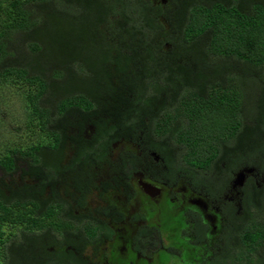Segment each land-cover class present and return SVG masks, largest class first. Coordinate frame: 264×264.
<instances>
[{
  "label": "trees",
  "instance_id": "trees-1",
  "mask_svg": "<svg viewBox=\"0 0 264 264\" xmlns=\"http://www.w3.org/2000/svg\"><path fill=\"white\" fill-rule=\"evenodd\" d=\"M1 13L0 77L37 84L30 99L51 137L33 145L63 143L53 127L70 112L104 108L118 117L139 108L157 137L172 131L187 142L190 164L202 156L217 167L228 159L235 169L250 156L264 159V0H0ZM178 116L187 122L172 126ZM46 147L48 157L54 147ZM31 155L22 175L43 184ZM0 167L11 175L18 165L9 157ZM12 183L0 176V240L9 238V225H37L52 214L41 212L47 203L38 189L27 194V184ZM2 248L0 257L10 251L18 264L52 260L49 252L34 260L29 251Z\"/></svg>",
  "mask_w": 264,
  "mask_h": 264
},
{
  "label": "flooded vegetation",
  "instance_id": "flooded-vegetation-1",
  "mask_svg": "<svg viewBox=\"0 0 264 264\" xmlns=\"http://www.w3.org/2000/svg\"><path fill=\"white\" fill-rule=\"evenodd\" d=\"M101 110L55 121L60 145L8 149L5 160L14 158L18 168L9 175L0 167V176L14 187L27 184V194L34 186L47 203L41 212L52 214L37 225H9L0 251L6 244L34 260L51 253L44 264H264V159L250 156L235 169L228 159L217 167L202 156L189 164L187 142L172 131L157 137L150 118H139L145 109L118 117ZM186 122L178 116L171 125ZM46 146L54 147L48 157ZM31 153L43 167V184L22 175ZM34 210L28 205V213ZM14 256L2 254L0 264L22 260L10 263Z\"/></svg>",
  "mask_w": 264,
  "mask_h": 264
},
{
  "label": "rangeland",
  "instance_id": "rangeland-1",
  "mask_svg": "<svg viewBox=\"0 0 264 264\" xmlns=\"http://www.w3.org/2000/svg\"><path fill=\"white\" fill-rule=\"evenodd\" d=\"M1 19H4L3 13L0 15V24ZM61 76L62 80L66 78L65 75ZM0 78H4L0 79V160L3 161L10 147L19 148L29 144L33 145L45 142L51 137L41 131L40 116L34 113V106L30 99L37 91V84L17 77L12 78L9 75ZM46 105L51 109L55 108V104H51V102ZM3 178L9 180L8 175L3 174ZM16 227L13 226L15 229ZM11 232L9 227V233Z\"/></svg>",
  "mask_w": 264,
  "mask_h": 264
},
{
  "label": "water",
  "instance_id": "water-1",
  "mask_svg": "<svg viewBox=\"0 0 264 264\" xmlns=\"http://www.w3.org/2000/svg\"><path fill=\"white\" fill-rule=\"evenodd\" d=\"M242 175H243V172H242V171L239 172V173L237 174V179H236V181H240L241 178H242Z\"/></svg>",
  "mask_w": 264,
  "mask_h": 264
},
{
  "label": "clouds",
  "instance_id": "clouds-1",
  "mask_svg": "<svg viewBox=\"0 0 264 264\" xmlns=\"http://www.w3.org/2000/svg\"><path fill=\"white\" fill-rule=\"evenodd\" d=\"M163 2L165 1V0H162Z\"/></svg>",
  "mask_w": 264,
  "mask_h": 264
}]
</instances>
